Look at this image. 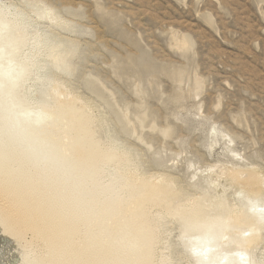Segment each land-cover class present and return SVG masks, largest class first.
Masks as SVG:
<instances>
[{
  "label": "rangeland",
  "instance_id": "rangeland-1",
  "mask_svg": "<svg viewBox=\"0 0 264 264\" xmlns=\"http://www.w3.org/2000/svg\"><path fill=\"white\" fill-rule=\"evenodd\" d=\"M45 7L51 14L41 13ZM0 10L27 29L20 42L0 38V97L20 80L17 63L32 69L23 84L24 106L34 109L22 116L26 125L48 117L35 106L44 88L74 97L98 122L101 145L125 152L130 170L173 181L181 195L171 206L209 194L264 215L263 203L230 183L244 172L264 183V0H0ZM52 46L69 50L61 68L49 56ZM11 100L5 107L14 114L7 111L0 137L12 127L30 129ZM114 166L105 163L101 177L110 179ZM162 204L152 209L158 264H197L210 239L220 264H264L262 227L229 226V214L221 232L198 245L193 234L202 229L185 233L172 216L157 215ZM28 247L0 237V264H34L41 250Z\"/></svg>",
  "mask_w": 264,
  "mask_h": 264
},
{
  "label": "bare ground",
  "instance_id": "bare-ground-1",
  "mask_svg": "<svg viewBox=\"0 0 264 264\" xmlns=\"http://www.w3.org/2000/svg\"><path fill=\"white\" fill-rule=\"evenodd\" d=\"M45 12L51 14L52 9L45 7L41 13ZM26 30L23 19L10 18L0 10V38L13 37L20 42ZM58 46L50 47L49 56L61 68L69 50L62 51ZM17 49H12L11 64ZM15 67L22 76L18 74L20 80L13 82L16 86L10 89L14 85H9L5 96L0 97V128L4 133L7 111L12 114L5 107V100L15 101L13 111L21 115H17L21 118L18 121L34 110L24 106L28 92L23 86L32 69L21 62ZM9 76L6 78L11 79ZM11 76L13 79L15 75ZM38 97L36 111L52 120L44 118L47 122L41 120L44 123L36 128L27 124V132L22 125L24 120L23 130H14V122L9 121L12 132L0 137V237L8 242L27 240L30 247L40 249L41 254L31 256L34 264H158L154 256L158 226L153 224L152 209L162 203L158 216H172L188 234L202 229L193 234V238L201 239L198 245L220 233L229 214V226L264 229L262 211L248 210L245 202L240 203V208H231L222 197L201 194L171 206L170 199L181 195L173 181L161 175L141 176L130 170L131 162L125 152L103 147L96 135L100 126H93L98 122L81 100L61 99L49 88H44ZM30 117L34 123L33 114ZM38 118L36 121L41 116ZM111 161H115L113 176L104 179L102 166ZM238 174L237 178H230V183L247 198L264 204V183L257 179V173L244 172L243 179ZM210 241L201 250L197 264H220L210 252ZM186 244L189 246V241Z\"/></svg>",
  "mask_w": 264,
  "mask_h": 264
}]
</instances>
